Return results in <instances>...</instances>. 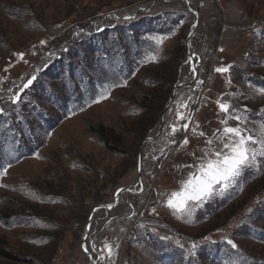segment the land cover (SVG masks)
Here are the masks:
<instances>
[{
	"label": "rangeland",
	"instance_id": "1",
	"mask_svg": "<svg viewBox=\"0 0 264 264\" xmlns=\"http://www.w3.org/2000/svg\"><path fill=\"white\" fill-rule=\"evenodd\" d=\"M199 2L0 0V97L33 81L19 91H32L24 113L0 114V240L17 259L2 264H93L90 251L97 264H177L176 245L194 256L184 257L188 264L264 263V0ZM142 6L186 19L153 36L149 54L140 52L142 38L132 46L144 64L132 78L111 39H94L92 56L90 42L77 51L86 29L111 14L127 20ZM84 57L91 60L80 68ZM99 127L121 138L124 154ZM237 127L257 141L249 143L256 160L227 187L215 184L183 211L170 208L173 193L229 152L237 137L225 129ZM100 206L122 218L109 215L87 243L88 215Z\"/></svg>",
	"mask_w": 264,
	"mask_h": 264
},
{
	"label": "trees",
	"instance_id": "2",
	"mask_svg": "<svg viewBox=\"0 0 264 264\" xmlns=\"http://www.w3.org/2000/svg\"><path fill=\"white\" fill-rule=\"evenodd\" d=\"M186 1L187 0H185V2ZM188 10L190 11V13L193 14V11H191L192 10L191 7H189ZM152 12L156 14L153 15ZM168 13H171V12L166 9H156V8L154 9L152 8V6H142L140 8H137L136 11L132 13V16L127 20H125L123 16H118V15L114 16V14H111V15L109 14L110 17L106 19L105 22L100 23L101 25L99 26L96 25L92 29H89L91 30V33H89L88 32L89 30L87 29H86V32H83L82 35H85L86 40L85 41L79 40L75 43V45H79L77 51L79 52L82 51L81 53H83L85 51L86 42H90V49H91V56H92L96 54L95 51L93 50V47L99 46V43H96L94 39H97V40H100V39L110 40L111 39L114 43L117 44L118 55H121L123 58V61L126 63L127 76L132 78L134 76L133 73L136 71V69L141 70V66H144V64H142L138 60L137 62L133 60L132 46H135V49L137 50L138 45L139 46L141 45L140 43H141V38H142L144 44H142V46L140 47L141 48L140 52L142 55H147L149 54L147 51V46H151V47L155 46V42L152 41L153 36L157 37L159 35V32L161 31H167V32L171 31L173 24L177 25L180 19L182 20L186 19L185 15H181V16L174 15V17L172 18L168 15ZM175 17H178V18H175ZM104 24H107V25H104ZM132 29H135V31H139V32L133 33L131 32ZM103 31L106 32V35L104 38L102 34ZM215 33H216V30L215 32H213L214 37L217 35ZM213 34L211 33L210 37ZM123 35L124 37H122ZM75 41L76 40H73L72 42H75ZM75 45H72L71 47L72 48L71 55L72 53H74L73 49ZM75 60L77 61V58ZM90 60H91V57H84L80 59L79 67L82 68V66L80 65L82 62H86V61L89 62ZM116 62L117 61H115L112 64H116ZM138 65L139 67L137 68ZM244 76H247V74H244ZM18 83L15 86L11 87L8 93L0 97V102L3 100H7L10 103V106H6L0 109V114H3L1 110L7 111V114H12V115H14L15 113H18V114L24 113L22 112L24 105L30 104V102H28L27 99L31 97L32 91H30L29 93L23 96H21L22 94L19 95L20 89L23 87V85H26V83H28V80H25L24 82H20L19 84ZM32 86L33 85H29L27 87V90H30ZM38 94H40V92ZM35 95L36 93L33 94V96ZM34 108L36 107L34 106ZM18 122H22V121L18 120ZM97 131L100 137L103 138V141L106 145H109V147H111V149L116 151L117 153L124 154L123 141L121 140L120 137L114 135L112 132H108V130L102 127H99ZM162 192L163 191H161V193ZM112 201H113V195H112V200L104 201V204H110ZM16 208H19V207H16ZM118 210L119 209H113V210L107 211L106 209H101L96 212L95 220L93 223L94 225H92L93 229L91 228L90 230V235L87 240V243L88 242L91 243L92 242L91 240L94 238H97V235L100 232L105 231L107 225L110 222L108 218L109 215H111L112 217L118 220L122 218V217L120 218V216H118V213H116ZM5 214H7L6 215L7 219L11 216V215H8L10 214L8 212H6ZM90 214H91V211H90ZM89 217L90 215H88V219ZM230 218H232V216ZM230 218L227 219L228 222L230 221ZM177 246L178 245H176V250L180 252V254L182 253L183 255H180L179 258H176L175 263L188 264L186 261V258L184 257H194V256H192V254H189L184 248L180 246L177 247ZM90 253L92 254L93 257H97L95 255V252L90 251ZM209 257L212 260L210 255ZM88 258L90 257L88 256ZM0 260H5L8 262L17 261V259H15L14 256H12L10 253L7 252L6 244L2 240H0ZM0 264L2 263L0 262ZM246 264H249V263L246 262ZM251 264H257V263H251ZM260 264H264V263H260Z\"/></svg>",
	"mask_w": 264,
	"mask_h": 264
},
{
	"label": "snow or ice",
	"instance_id": "3",
	"mask_svg": "<svg viewBox=\"0 0 264 264\" xmlns=\"http://www.w3.org/2000/svg\"><path fill=\"white\" fill-rule=\"evenodd\" d=\"M157 43L160 40L157 39ZM218 72H226L227 68L217 69ZM35 77H33V80ZM32 80L28 81V84L24 85L27 88L32 84ZM264 93V90H261ZM221 110L228 112L229 106L226 104L219 105ZM239 119V118H237ZM184 127H187L185 125ZM176 129L173 128V132ZM225 132L237 137V140L231 144L225 145L229 149L226 154L217 153V159L209 161L206 168H202V175L196 181H189L186 183L184 190L182 192H177L172 194V198L168 201V206L174 208L177 211H183L189 201H200L212 194V188L215 184L224 183L227 187V183L231 182L235 177L239 176L241 171L251 165L257 158V153L255 149L249 147V143H257L251 136H244L241 134L240 129L237 128H226ZM264 143V141H260ZM187 143V140H185ZM264 155V152L261 153ZM229 244L233 248L236 245L229 240ZM109 247V246H106ZM87 251V249H85ZM110 251V247H109Z\"/></svg>",
	"mask_w": 264,
	"mask_h": 264
},
{
	"label": "water",
	"instance_id": "4",
	"mask_svg": "<svg viewBox=\"0 0 264 264\" xmlns=\"http://www.w3.org/2000/svg\"><path fill=\"white\" fill-rule=\"evenodd\" d=\"M202 2H201V0H200V2H199V4H201ZM196 16L198 17V20H197V22H196V25H195V27H194V30L191 32V34H190V36H189V38H188V40H187V43H186V47H187V50H188V54H189V56H190V58L191 59H193V56L190 54V50H189V45H190V41H191V39L197 34V31H198V28H199V25H200V20H199V12L197 11L196 12ZM181 86H176L175 87V91H176V89H178V88H180ZM174 99V94L172 95V98H171V100H173ZM167 112V111H166ZM161 125H162V123H161ZM148 140H154L153 138H150V139H148ZM142 155V154H141ZM141 155H140V157H141ZM141 170V169H140ZM137 185V184H136ZM130 189L131 188H124V189H120L119 191H118V193L116 194V197H115V202H114V206H116V204L118 203V201H119V198L122 196V194H124L125 192H130ZM114 206H112L111 208H108V207H105V206H100V207H97V208H95L93 211H92V213H91V215H90V220H89V224H90V221H92V219H93V217L95 216V214H96V212L98 211V210H100V209H106L107 211H110V210H113L114 208ZM88 231V230H87ZM85 252H86V250H85ZM87 254H88V256L92 259V262H93V264H97L96 263V261L94 260V258H93V256H92V254H90V253H88V252H86Z\"/></svg>",
	"mask_w": 264,
	"mask_h": 264
}]
</instances>
